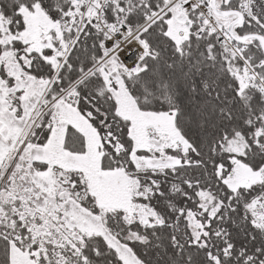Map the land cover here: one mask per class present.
Here are the masks:
<instances>
[{"label":"snow or ice","instance_id":"obj_1","mask_svg":"<svg viewBox=\"0 0 264 264\" xmlns=\"http://www.w3.org/2000/svg\"><path fill=\"white\" fill-rule=\"evenodd\" d=\"M0 264H264V0H0Z\"/></svg>","mask_w":264,"mask_h":264}]
</instances>
